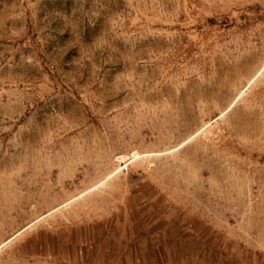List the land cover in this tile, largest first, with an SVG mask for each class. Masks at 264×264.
<instances>
[{
  "label": "rangeland",
  "instance_id": "1",
  "mask_svg": "<svg viewBox=\"0 0 264 264\" xmlns=\"http://www.w3.org/2000/svg\"><path fill=\"white\" fill-rule=\"evenodd\" d=\"M0 264H264V0H0Z\"/></svg>",
  "mask_w": 264,
  "mask_h": 264
}]
</instances>
